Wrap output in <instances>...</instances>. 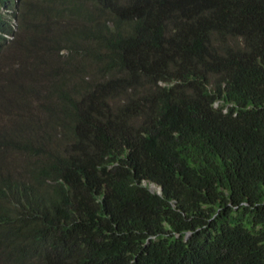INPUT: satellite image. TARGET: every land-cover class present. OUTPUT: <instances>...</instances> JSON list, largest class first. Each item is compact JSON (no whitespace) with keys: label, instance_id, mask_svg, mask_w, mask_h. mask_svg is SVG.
<instances>
[{"label":"trees","instance_id":"1","mask_svg":"<svg viewBox=\"0 0 264 264\" xmlns=\"http://www.w3.org/2000/svg\"><path fill=\"white\" fill-rule=\"evenodd\" d=\"M0 264H264V0H0Z\"/></svg>","mask_w":264,"mask_h":264},{"label":"rangeland","instance_id":"2","mask_svg":"<svg viewBox=\"0 0 264 264\" xmlns=\"http://www.w3.org/2000/svg\"><path fill=\"white\" fill-rule=\"evenodd\" d=\"M8 121H9V116H4V115L0 116V124L7 123Z\"/></svg>","mask_w":264,"mask_h":264}]
</instances>
